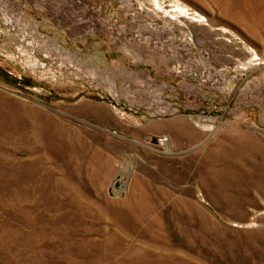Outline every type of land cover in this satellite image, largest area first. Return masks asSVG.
I'll use <instances>...</instances> for the list:
<instances>
[{"label":"rangeland","instance_id":"rangeland-1","mask_svg":"<svg viewBox=\"0 0 264 264\" xmlns=\"http://www.w3.org/2000/svg\"><path fill=\"white\" fill-rule=\"evenodd\" d=\"M0 264H264V0H0Z\"/></svg>","mask_w":264,"mask_h":264}]
</instances>
